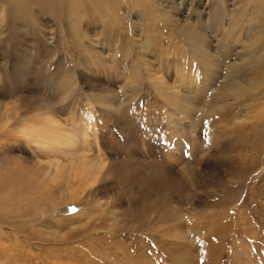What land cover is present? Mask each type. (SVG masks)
<instances>
[{
    "label": "rangeland",
    "instance_id": "374dc122",
    "mask_svg": "<svg viewBox=\"0 0 264 264\" xmlns=\"http://www.w3.org/2000/svg\"><path fill=\"white\" fill-rule=\"evenodd\" d=\"M12 1L14 14L0 3V264H264L263 89L198 119L155 89L165 79L184 93L180 74L202 78L236 16L244 30L246 2ZM239 43L220 57L214 100ZM48 114L78 139L66 155L35 148Z\"/></svg>",
    "mask_w": 264,
    "mask_h": 264
},
{
    "label": "bare ground",
    "instance_id": "6f19581e",
    "mask_svg": "<svg viewBox=\"0 0 264 264\" xmlns=\"http://www.w3.org/2000/svg\"><path fill=\"white\" fill-rule=\"evenodd\" d=\"M76 1L81 2L84 0H76ZM147 1L148 0H135V3H137L138 6L141 7L142 3ZM241 1L242 2L244 1L243 4H245L246 2L247 5L245 8H247V6L250 8V9L248 8L250 12L248 13V17L245 20V26L243 28L244 30L239 28V26L242 24L244 19L239 20L237 19L238 16H236V20H233L234 22L232 24H228L229 28H227L226 31L228 35L232 37L233 41L230 44L224 46L223 50L221 51L222 53L220 52L215 54L216 58L218 57L216 63H214L210 67L207 66L210 65L208 63L204 62L202 64L203 69H205L202 78H198L196 75L189 73H185V75L180 74V77L184 78L181 79L184 88H186V91L184 93H180V91L182 92V88H175V89L170 88V85L168 84L167 81H165V79H160L159 82H156L157 85H155V89L159 92V94L162 97H164V100L167 101V103H169L173 111L179 114L186 115L187 117L192 119L193 118L198 119L205 113L215 114L219 111H222L227 107V104L230 101H237L245 94H249L251 92H253L254 94L257 90H261V89H263L262 92H264V0H241ZM0 3H4L7 6L6 10L8 12H12L14 14L17 10L16 4L12 0H0ZM32 4H33V0H31L30 2L26 1L21 10L27 11V5H32ZM215 6L217 7V9ZM215 6H213L214 8L212 15L213 20L218 19L221 16L219 14L221 9L218 7V5ZM0 7L3 8V6L1 5ZM30 8L31 6L29 7V9ZM243 10L241 9L242 12ZM241 14L243 15V13ZM235 31L239 33L238 36L236 35ZM243 31L244 33L246 32L244 36L242 34ZM205 39L206 37L204 38V40ZM241 39H244V41H242ZM238 42L244 43V44L241 43L243 44V48H242L243 51L241 52L240 49L239 53H237L236 56L238 57V59L233 63H228V67L225 68V77H227V79H230L231 81L227 84L225 82V84H223L219 88V90L216 93V96L218 94L217 96L218 99L214 100L213 96L215 95V92L211 91L214 88L211 89V87L209 86L211 82L210 80L211 78L214 79V77L218 76L219 74V70L221 68L220 57L226 56L227 58V56H229V53L231 52V46L235 47L234 44L237 45ZM193 45L195 49H198L197 56L200 59L201 58L209 59V57H212L211 49L209 48V46L206 47L208 43L205 44V41H202L201 43H199V41H196V43H193ZM221 62L224 61L221 60ZM69 82L71 84V80H69ZM215 83L217 82L215 81ZM68 84L69 83H67V85ZM129 93L130 92H128V94ZM124 96L125 95L123 94V97ZM89 97L91 98V102L94 105H98L101 108L102 107L109 108L112 106H117L118 108L120 106V104H118L119 103L118 101H115L114 99L112 100L108 96H103L98 93H92V95H89ZM126 100L127 99L125 98L120 103L123 104L124 101ZM251 120L254 121V117L252 118L244 117L243 120H241L240 117H234V121H236V123H234L233 125L236 124L238 125L242 121L252 122ZM9 123H7L6 126H8ZM51 123L57 125L60 124V122L56 121V119H54L53 116H50V114H48L47 121L44 124L37 123L38 125L42 124L41 127L39 128L34 127L32 138L35 144V148L37 151L44 150L47 155H52L53 153L56 152H60L66 155L70 148L65 147L64 143L66 141L76 142L78 139L74 135L71 136V138H65L60 133V130H57L51 126ZM86 159H88V157H86ZM47 162H50L51 167L55 165L56 169L59 171L61 168L65 167V165L63 164L64 162L60 161L59 159H55V163L53 160ZM89 166L90 167L86 170V173H88L87 175L94 173V178H97L99 176V175L97 176L96 174L97 171L98 170L99 172L102 171V167H103L102 160L100 161L92 160ZM160 182L162 181H159V183ZM163 182L167 186L171 185L170 187L172 188L176 184L175 181H174L175 184H173L170 179L168 183L167 180ZM183 183L184 181L182 183H179L178 186H180Z\"/></svg>",
    "mask_w": 264,
    "mask_h": 264
}]
</instances>
